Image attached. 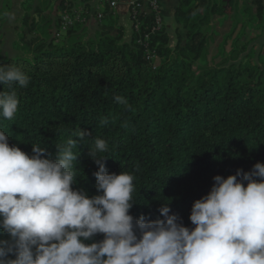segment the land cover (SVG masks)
<instances>
[{
    "label": "trees",
    "instance_id": "16d2710c",
    "mask_svg": "<svg viewBox=\"0 0 264 264\" xmlns=\"http://www.w3.org/2000/svg\"><path fill=\"white\" fill-rule=\"evenodd\" d=\"M239 1L245 20L241 26ZM65 3L72 8L78 0H60L59 11ZM249 3L260 15L261 0H179L173 15L178 25L174 45L163 23L150 36L148 50L137 43L152 24L148 12L141 31L132 30L129 38L104 12L90 38L83 25H76L59 41V19L54 23L41 17L37 8L38 21L28 25L31 16L25 14L28 33L45 25L47 38L27 40L23 31L26 44L41 43L32 58L14 54L15 44L11 49L0 45V65L20 67L29 77L25 88L0 85V91H15L19 99L12 120L0 116V130L10 135V145L30 155L33 143L54 156L57 145L84 129L89 136L74 149L78 180L73 188L89 196L100 194L93 175L98 165L88 152L102 138L108 144L101 154L107 170L135 177L134 218L143 214L163 219L159 209L168 201L180 222L194 227L189 219L192 204L210 191L215 175L226 178L264 162V42L257 43L260 36L246 30L252 15ZM215 15L230 19L231 29L218 45L221 62L210 65L212 37L204 29ZM116 96L124 97L127 105ZM0 238L7 234L0 233ZM103 238L97 234L92 239Z\"/></svg>",
    "mask_w": 264,
    "mask_h": 264
},
{
    "label": "clouds",
    "instance_id": "9594fccd",
    "mask_svg": "<svg viewBox=\"0 0 264 264\" xmlns=\"http://www.w3.org/2000/svg\"><path fill=\"white\" fill-rule=\"evenodd\" d=\"M28 83L20 67L0 65V85ZM18 106L15 91H0V116L12 120ZM9 136L0 130V233L7 234L0 264H264V162L215 175L210 191L192 204L190 228L168 201L159 209L163 219L130 214L135 177L107 170L106 140L96 138L88 152L100 193L89 196L73 188L74 149L86 130L57 145L54 156L33 143L30 155L10 145ZM97 234L104 238L94 241Z\"/></svg>",
    "mask_w": 264,
    "mask_h": 264
},
{
    "label": "rangeland",
    "instance_id": "374dc122",
    "mask_svg": "<svg viewBox=\"0 0 264 264\" xmlns=\"http://www.w3.org/2000/svg\"><path fill=\"white\" fill-rule=\"evenodd\" d=\"M23 8L27 9L26 14H29L30 16H33L36 14V9L40 6V0H25V2L22 4ZM78 5V3L76 4ZM22 7V6H21ZM19 3L17 0H0V42L1 46L6 44L9 49L13 48V45L15 44L16 49L13 48L14 54H19L21 56H24L26 58H32L36 46L41 43H36L32 45L26 44L24 40V29L26 28L24 23L21 22V18H19ZM115 18V17H114ZM110 19L109 23L116 24L115 19ZM41 26V27H40ZM107 26V25H106ZM99 26L96 25V27L90 28L89 31H85V29H82L85 33V37L90 38L95 34V32L98 30ZM231 29V22L230 19H217V25L214 22V18L212 22L207 26L204 30L209 32L212 37V41L209 44V51H208V57L207 62L210 65H218L222 58L218 57L217 55V49L219 43H221L223 36L230 31ZM33 33L31 35L36 36L40 35L42 38H47V32L48 28L45 25H39L34 30H32ZM239 31H237V34ZM171 45H174L175 43V34L171 35ZM130 37V35H129ZM126 36V38H129ZM43 38L42 40H45ZM27 39V38H26ZM257 43L264 42V38H260L256 41Z\"/></svg>",
    "mask_w": 264,
    "mask_h": 264
},
{
    "label": "crops",
    "instance_id": "0c3cea01",
    "mask_svg": "<svg viewBox=\"0 0 264 264\" xmlns=\"http://www.w3.org/2000/svg\"><path fill=\"white\" fill-rule=\"evenodd\" d=\"M17 1L19 3V12L21 11L20 13L18 12L19 18H21V22H23V17L27 12V9L23 8L22 5L25 2V0H17ZM79 1L80 0H78V3L82 4V2ZM131 1L132 0H119L116 9L111 11L106 3L107 2L106 0H89L86 4L89 7L88 9L91 15L88 16L85 24L83 25L85 31H89L90 28L96 27V25L101 23L96 20L94 15V10L100 8L103 11V13L104 12L106 13L105 14L106 19H109L110 17V19L112 20L115 17L114 19L116 20L115 21L116 24L123 26L125 30V37L126 36L129 37V35L132 32V29H131V21L129 18L128 4ZM160 1H161L160 3L162 8V15H163V23L165 26L169 28L170 34L174 35L175 29L178 25H176V23L174 22L173 15L179 3V0H160ZM59 3L60 0H40V6H39L40 16L50 19L55 23L56 20L59 19V13H60ZM249 5L250 8H252L251 9L252 15H251V19L249 20L250 26H247L246 30L248 33H254L257 36H260V38H264V0H261L262 11L260 12V15L255 13L256 5L250 3ZM241 8H242V2L239 1L238 9H237V13H238L237 18L239 21V26H241L243 21H245L241 15ZM31 18L32 21L33 19H35V21H38L37 13L31 16L30 19ZM217 19L223 20V17L219 15L214 16V22L216 25H217ZM224 19H228V18H224ZM180 32L183 33V30L180 29Z\"/></svg>",
    "mask_w": 264,
    "mask_h": 264
},
{
    "label": "built area",
    "instance_id": "2783aa9c",
    "mask_svg": "<svg viewBox=\"0 0 264 264\" xmlns=\"http://www.w3.org/2000/svg\"><path fill=\"white\" fill-rule=\"evenodd\" d=\"M110 10L116 9L119 0H106ZM87 4H78L72 8H69L67 3L63 4V9L59 13L58 29L55 32L56 41H59L61 37L71 28L76 25H84L88 16L91 15ZM129 18L131 21V29L135 32L141 31L143 24V17L148 12L152 14V24L146 28L143 36L137 39V43L144 46L148 50L149 38L152 34L161 30L163 26V15L161 3L159 0H132L128 4ZM94 15L97 21H102L104 13L100 8L94 10ZM148 54L150 52L148 51Z\"/></svg>",
    "mask_w": 264,
    "mask_h": 264
},
{
    "label": "water",
    "instance_id": "95a60500",
    "mask_svg": "<svg viewBox=\"0 0 264 264\" xmlns=\"http://www.w3.org/2000/svg\"><path fill=\"white\" fill-rule=\"evenodd\" d=\"M31 22H32V18L29 20V24L28 25H30ZM24 32L27 34V40H30L31 37H34L33 35L28 33V29L27 28L24 29Z\"/></svg>",
    "mask_w": 264,
    "mask_h": 264
}]
</instances>
